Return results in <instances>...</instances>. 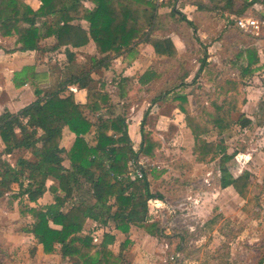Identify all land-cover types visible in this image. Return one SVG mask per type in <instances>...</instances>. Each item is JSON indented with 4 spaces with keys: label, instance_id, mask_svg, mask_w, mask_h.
Masks as SVG:
<instances>
[{
    "label": "trees",
    "instance_id": "obj_1",
    "mask_svg": "<svg viewBox=\"0 0 264 264\" xmlns=\"http://www.w3.org/2000/svg\"><path fill=\"white\" fill-rule=\"evenodd\" d=\"M90 1L95 8L90 10L83 2ZM176 0H166L169 5ZM39 10L34 11L22 0L0 1V32L3 36H18L19 51H37L42 41L56 39V47L66 48L69 63L76 61L71 50H80L91 42L96 46L100 58H90V68L69 75L50 91L37 90V100L18 113L9 111L0 115V139L5 146L4 153L13 155L16 151H28L34 158L30 161L19 158L14 167L0 158V199L19 186L13 198L21 199L20 213L31 216L34 224L28 232L47 255L58 254L73 264H130L129 254L133 246L130 238L132 227H138L158 237V224L149 223V202L163 200L161 194H154L151 187L165 174L154 170L148 173L139 164V155L155 156L159 144L143 142L138 152L128 131L127 120L117 116L97 117L105 108L113 107L112 98L97 88L92 74L108 68L111 62L123 54L139 55L141 44L151 45L157 56L174 57L176 50L170 40L153 37L158 23L157 7L152 0H41ZM213 8L237 17L258 2L264 0H211ZM203 9L199 5V10ZM175 11L172 10V15ZM184 21H187L184 18ZM88 24V28L82 26ZM79 23V24H77ZM189 24V22H188ZM258 59L250 54L249 65ZM205 63V62H204ZM203 66V65H202ZM35 78L32 69H24L15 75L14 83L23 87ZM146 73L143 79L150 81ZM144 82V81H143ZM69 86L88 91L86 104L77 103ZM225 102L215 101L204 109L200 116L190 110L187 96L176 95L171 103L185 115V122L194 139L192 148L195 163L211 165L220 162L221 187H232L243 199H247L251 188V174L244 172L233 177L227 164L236 154L229 155L223 143L209 142L207 136L216 133L222 136L235 125L233 113H241L247 104L242 97L239 84L228 81L220 87ZM94 116L96 119H91ZM142 122L145 125L146 117ZM245 124H243L244 126ZM68 128L76 139L70 151L61 147L63 130ZM143 130V128H142ZM95 132V145L86 136ZM68 159L70 168L64 166ZM131 163L144 172L142 179H132ZM55 182L48 187V181ZM81 181L89 186L90 200H82L69 210L64 208L81 187ZM54 194V203L46 207H30L24 203H38L47 192ZM88 220L108 226L126 238L118 253L112 247L117 237L105 233L101 244L94 243L91 235H85ZM50 224L59 227L52 228Z\"/></svg>",
    "mask_w": 264,
    "mask_h": 264
},
{
    "label": "rangeland",
    "instance_id": "obj_2",
    "mask_svg": "<svg viewBox=\"0 0 264 264\" xmlns=\"http://www.w3.org/2000/svg\"><path fill=\"white\" fill-rule=\"evenodd\" d=\"M181 18V16L174 17L170 22L167 18L168 32L182 35L193 33L196 44H192L193 48L189 45L187 54L182 56L183 58L159 63L162 72L152 89L148 91L149 95L145 97L146 102L142 105L144 109L150 110L153 98H156L160 92L171 90L176 86V78L179 81L184 73H189L194 67H197L192 76L194 83H200L196 76L199 62L201 63L204 58V51L207 48L212 50V57L222 60L224 64L222 70L232 69L228 70L231 72L226 73L224 79L220 81L236 79L238 82L242 76L241 72L245 68V50L244 45L242 47L238 44H241L244 38L235 37L233 29L224 30L217 26L211 31L210 28L204 29L208 38L200 42L195 36L196 31H192L187 22L182 21ZM189 43L187 40L186 44ZM230 65L232 66L229 68ZM77 66L73 64L71 68L65 67L63 71L59 65V70L51 65L53 69L52 79L48 84L49 89L64 81L70 74L78 73ZM262 76L258 75L255 79L247 77L245 82H238L242 97H246L249 103L245 113L246 116L252 117V124L246 131L233 128L223 137V143H226L230 154L242 151L241 156H236L227 164L229 173L233 177H238L246 171L251 174L252 188L247 199L241 198L233 188L221 187L223 174L219 161L204 168L194 164L189 139L187 140L185 134V136L180 134L181 137L178 139V135L175 136L171 130L164 138L159 137L148 130L154 128V122L151 119L146 121L143 127L147 131L143 134L144 142L156 144L161 142L163 149H158L157 156H154L156 159L141 158V162L148 173L157 170L165 171L166 174L160 178L161 180L159 179L160 182L152 190L155 194L164 197L165 205L160 213L155 214L159 235L155 238V242L160 244L155 248L151 242L146 243L148 250L144 253L149 255L148 264H264V78ZM208 89V92L200 89L208 95L206 99L194 98L192 111L195 116L201 115L200 111L208 105L209 97L225 102L217 89L214 87ZM170 108L171 106H168L167 109ZM120 111L123 112V109ZM126 112L134 113L132 110ZM234 117L238 119L237 115ZM183 129H186L184 132H188L186 125ZM215 138L216 136L211 134V139ZM74 199L76 202L90 200L89 186L85 182L82 181L81 187L76 189ZM17 203V213H0V240L4 243L0 245V264H57L55 255L58 254L48 255L50 256L48 260L35 252L32 255L34 245L31 244V240L28 242L20 238L24 234L22 230L31 227L32 222L23 218L19 212L23 204ZM21 243L31 245L29 251L26 252L23 246L20 248ZM35 254L37 258L33 259ZM128 257L132 259L131 254Z\"/></svg>",
    "mask_w": 264,
    "mask_h": 264
},
{
    "label": "crops",
    "instance_id": "obj_3",
    "mask_svg": "<svg viewBox=\"0 0 264 264\" xmlns=\"http://www.w3.org/2000/svg\"><path fill=\"white\" fill-rule=\"evenodd\" d=\"M22 2L32 8L34 11L39 10L42 5L41 0H22ZM165 2L166 0L159 6L155 4L157 7V16L159 20L156 30L153 32V37L170 40L175 47L176 55L171 58L165 56H157L151 45L141 44L137 48L139 55L136 58H134L133 55L126 53L116 57L111 62L108 68H103L102 70L94 72L92 74V77L97 82V88L103 94H108L112 98L113 102V107H111V109H103L97 115V117H124L127 120L128 131L132 140L133 149L135 150V152H138L143 142V134L147 132L145 129L142 130V128L145 127V125L142 127V122L145 119V113H148L146 121L148 119H151L154 122V128L148 130L153 131L154 133L159 135V137L163 138L171 130H173L172 132L175 136L178 135V139H180L181 136L186 135L187 140L189 139L188 142L189 147L191 148V153L193 154V135L186 125L185 115L177 108L176 105L170 102L171 99L178 94L187 96L190 104V110L192 111V104L195 102L194 98L206 99L208 97V95H206V93L202 92L200 89H202L203 91L206 90L205 92H208V88L214 87V89H217L220 94V87L228 81H233L236 83L240 81L245 82V80L248 79L247 77H253V79H255L258 75H263L262 77L264 78V33L260 36L246 33L236 27L235 20L239 18L236 15L228 12H221L220 10L209 11L213 8V3L211 2V0H176L174 2H171V4L169 5H164ZM83 3L85 7L90 10H93L95 8V4L90 1ZM199 5H202L203 9L201 8L199 10ZM172 10L175 11L174 15H172ZM178 16L182 17V21H184V18L187 19V24L189 22L188 25L191 27L192 31H196L195 36L200 42H203L208 38V36H206L204 33V29L210 28L211 31L214 27L217 26L222 27L224 30L233 29L235 31V37L244 38V40L241 42V44L239 43L238 46L242 45L243 47L244 45L245 68L241 72L242 76L240 77V80L238 82L236 79H227L223 82L220 81L224 79L226 73L231 72L228 70L232 69L222 70V66H224L222 60L217 59L216 57H212V50L207 48V50L204 51V58L201 60V63L199 62L197 71V76L200 77L198 78L196 76V78L198 79V81L200 80V83H194V77L192 76L195 73L194 70L197 68L194 67L193 70L191 69L189 73H184L183 78L179 81H177L178 79L176 78V86H174L171 90L169 89L163 92L165 88L162 89L161 91L163 93L160 92L156 98H153V105L150 110L149 108L144 109V106L142 105L146 102L145 97L149 95L148 91L152 89V86L155 84L156 79L159 78V75L162 72L161 68L159 69V63L166 60L176 61L183 58L182 56L187 54L186 52L189 45L191 46V48H193L192 44H196L193 33H185L182 35L181 33L168 32L166 21L169 19L170 22L172 18ZM242 17H264V3L258 2L252 8L248 9ZM81 24L84 28H88V24L86 22H82ZM190 36L191 39H189ZM17 40L18 36L16 34H13L11 36H3L0 32V115H2L6 111H9L11 113H18L25 107L35 102L37 100V97L35 95V92L37 90L47 92L55 89L59 83L56 86H53V88L51 89H49L48 85L52 79L53 68L51 67V65H54L55 69L58 68V70L59 67H61L64 71L65 67H68L69 69V67L71 68L73 64L75 66L77 64V68H79V71H82L90 68V58H100L96 46L93 42H91L87 47L80 50H71L76 54V61L71 64L69 63L67 58V49L64 47H56L55 38H49L42 41L39 50L27 52L18 50L20 48V45L17 44ZM187 40H189V44H186ZM221 42H219V45ZM250 54L256 55V58L258 59V61L252 66L249 65ZM60 62L62 64H59ZM231 66L232 65H230L229 68ZM207 67L210 69H208ZM27 68L33 70L35 78L27 85L23 87H17L14 83L15 75L17 73L23 72V70ZM146 73H150L152 75L151 80L148 82L146 79H143V76ZM69 91L73 92L77 103H87V90H80L75 86H69ZM215 101L218 100L209 97L207 101L208 105L202 108L200 113H202L204 109L210 108L211 104ZM248 104L249 103L247 102L241 113L232 114V118L235 121V125L233 126L234 129L239 128L242 131H246L247 127L252 124V117L246 116L245 113V109L249 106ZM168 106H171V108L167 109ZM122 109L123 112L120 111ZM131 110L134 111V113L136 112V114H129L128 112H126H130ZM192 113L194 112L192 111ZM234 115H237L238 119H235ZM91 119L95 120L96 118L94 116H91ZM183 122L185 123L188 132H184L186 131V129H183V127L185 126ZM243 124L245 125L243 126ZM233 128L228 132H231ZM226 133L222 136H218L216 133H211L212 135L216 136L217 140L216 138L212 140L211 134L207 136V139L209 142L223 143V137L226 135ZM75 139V134H73L68 128H65L63 130L61 147L65 148L67 151H70L75 142ZM86 139L91 145L94 146L95 132L93 131L90 135L86 136ZM158 144L161 146L160 149H163V144L161 142H159ZM223 145L227 147L226 143H223ZM4 150L5 146L0 139V158L10 162L14 167L16 166L17 160L19 158H25L30 161L34 160L33 156L28 151L19 150L16 151L13 155H6L4 153ZM159 150H156L155 155L159 152ZM228 150L229 148L227 147V153L231 155ZM234 154H236V156H241L242 151H239V153L235 152ZM139 157V164L142 166H144V164L143 162H141V158L146 160L156 159V157L150 158L144 155H139ZM194 164L197 167L203 168L209 166L199 165L196 163ZM64 166L68 169L70 168L71 163L68 159H66V161L64 162ZM160 180H158L151 187V191L158 185ZM54 184V181H48V187H51ZM12 189V192L7 194L4 198L0 199V213H17V202L20 203L21 199L19 198L18 200H15L13 197L18 194L19 186L17 184H14L12 186ZM152 193L154 192L152 191ZM75 202L76 199H74L73 195L64 208V211L69 210L73 205H77L81 201L79 200L78 202ZM24 203L29 204L30 207H46L54 203V194L48 191L37 204L29 203L27 198H24ZM164 205V199H153L149 202L150 224L157 223L155 214L160 213V211L162 210L161 208H164ZM23 218L25 220H30L32 222V225L31 227L29 226V228L22 230L24 234L20 236V238H22V240H27L28 242H30L31 240V244L34 245V247H32L34 248L32 255L35 252L38 256L41 255L43 258H45V260H48L47 258H50V256L46 255L44 251H42L43 246L38 243V241L32 234L28 233L34 224V220L31 216H23ZM50 226L52 228L59 229V227H56L52 224H50ZM105 233H111L117 237V243L112 247V249L115 253H118L120 245L126 237L119 231L115 230L114 224L110 222L108 226H103L92 220L87 221L84 234L91 235L94 238L95 244L99 245L102 243ZM130 238L133 241L132 248H129L130 254L132 256V259H128L130 264H148L150 262L149 255L144 253L148 250L146 243L151 242V244L156 248L160 244L159 242H155L156 237L149 235L144 229L132 227ZM1 244L4 243L0 240V245ZM5 245H7L6 242ZM8 246L9 245H7V247ZM22 246L24 250H26V252L29 251V248L31 247V245H27V243H21L20 248ZM55 257L57 258V264H73L69 259H63L60 255H55ZM36 258L37 257L35 254V256H33V259Z\"/></svg>",
    "mask_w": 264,
    "mask_h": 264
},
{
    "label": "built area",
    "instance_id": "obj_4",
    "mask_svg": "<svg viewBox=\"0 0 264 264\" xmlns=\"http://www.w3.org/2000/svg\"><path fill=\"white\" fill-rule=\"evenodd\" d=\"M165 0H153V2L159 6ZM236 27L240 30L260 36L264 33V17H240L235 20ZM130 177L132 179H142L144 177V172L141 168H138L134 163H131V173Z\"/></svg>",
    "mask_w": 264,
    "mask_h": 264
}]
</instances>
